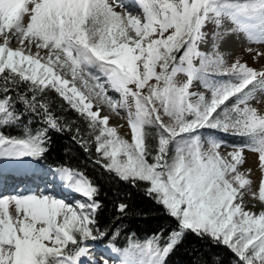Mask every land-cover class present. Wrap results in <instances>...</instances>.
<instances>
[{
  "label": "snow or ice",
  "instance_id": "1",
  "mask_svg": "<svg viewBox=\"0 0 264 264\" xmlns=\"http://www.w3.org/2000/svg\"><path fill=\"white\" fill-rule=\"evenodd\" d=\"M130 3L0 0V129L23 125L20 136L0 131V162L39 161L48 151L49 132L69 131L90 158L94 149V164L143 186L175 224L167 237L163 229L143 242L129 237L123 249L112 242L117 231L105 246L115 254L113 264H166L188 235L226 247L236 264H264V179L261 208H249L245 195L255 199L257 192L240 170L245 152L258 154L264 170V109L250 103H261L264 71L239 61L227 66L215 43L211 54L200 50L207 26L219 28L224 18L249 42L264 41V0ZM195 81L210 99L191 91ZM49 93L78 115L85 134L55 115ZM102 107L126 113L130 140L109 126ZM205 129L242 143L226 144ZM32 177L46 190L17 185L18 191L0 195V264H97L88 242L108 236L96 219L98 188L66 166ZM57 185L86 199L60 198L52 194ZM126 208L120 204L118 212Z\"/></svg>",
  "mask_w": 264,
  "mask_h": 264
},
{
  "label": "trees",
  "instance_id": "2",
  "mask_svg": "<svg viewBox=\"0 0 264 264\" xmlns=\"http://www.w3.org/2000/svg\"><path fill=\"white\" fill-rule=\"evenodd\" d=\"M52 101L51 108L57 117L64 122L72 124L73 131L79 127L82 134L86 133V126L78 115L67 110L65 104L56 97L55 93H49ZM18 109L22 106L18 105ZM24 123H27L25 118ZM39 122L34 120L31 128L35 130ZM5 135H23V125L0 129ZM150 131H154L151 130ZM51 137L48 151L39 161H28V168L43 170L55 169L59 166H66L83 172L98 188V195L95 197L100 204L97 213V223L101 231H107L108 236L103 240L89 241L90 246H98L109 243L113 234L117 231L119 236L112 241L117 248L123 249L128 244V238L143 242L146 238L164 230V237H167L175 222L166 216L162 207L149 198L141 187H133L131 184L116 179L105 172L99 165L94 164L95 152L92 157L86 153L73 139V132L50 131ZM223 138L228 144L242 143L237 137L231 135H216ZM120 204L127 205L125 213L118 212ZM237 258L224 246H214L209 242L200 240L193 235L186 236L182 242L167 256L166 264H236Z\"/></svg>",
  "mask_w": 264,
  "mask_h": 264
},
{
  "label": "rangeland",
  "instance_id": "3",
  "mask_svg": "<svg viewBox=\"0 0 264 264\" xmlns=\"http://www.w3.org/2000/svg\"><path fill=\"white\" fill-rule=\"evenodd\" d=\"M122 2H125V5H127L129 8L132 7L130 0H122ZM109 3H112V0H109ZM114 8L115 11H117L118 13L122 11L120 7H117L115 5ZM234 28L235 26L227 18H224V20L222 21V25L219 28H217L215 25H208L206 28V32L208 33L207 44L202 45L200 50L211 54L213 43H215V45L217 46L216 50L220 55H222V57L227 63V66L230 67L232 63L239 61V63H242L245 66L252 68L253 70H256L258 72L264 71V41L249 42L246 34H244L243 32L234 31ZM185 79L186 78L182 74L178 76V80L180 81H183ZM218 79H226V77H218ZM191 91L203 94L207 99H210L211 97V93L208 92L198 81H195L193 83V85L191 86ZM110 94L116 99L119 98V94L117 93L110 92ZM258 95L261 100V103L258 104L255 100L251 101L250 103L252 107L256 108L259 111L264 109V95ZM103 108L107 110L110 114H112L121 123V128L118 130V134L130 140V130L127 127L126 113L121 110V115L118 116L111 113L110 110L106 107ZM165 122H167L166 117ZM202 131L205 135H212L214 138H217L216 135L218 136L223 134L207 129ZM223 135L231 136L230 134ZM231 150V148H223L221 149V152L226 153ZM248 154L252 153L245 152V158L248 157ZM26 163L24 165H18L16 162H0L3 168L0 170V195H9L18 191L19 189L17 188V185H19V187L24 190H46L44 189L43 182L40 179L34 178L38 182L37 185L33 184L32 178L29 179V177H32V173H30V170L27 168ZM48 170L49 169H43L41 171ZM240 170L242 172H245L246 179H249L252 175L249 171H247L249 170V167L245 163L240 166ZM41 171L34 172L37 176H39L41 174ZM27 173H30L31 175ZM262 179H264V171L263 174L259 176L257 180H255V183H250L251 188L257 192V196L255 199H253L250 194L246 193L245 203L248 205L249 208H252L253 205H255L256 210H259L261 208L260 202L258 201V187ZM21 184L23 185L21 186ZM51 188L52 186L48 185V189ZM52 194L68 200L72 199V195H75L76 198L80 200L86 199L84 197H80L78 194H69L65 192L62 188L59 187V185H57L56 189L53 191ZM107 244L108 243L98 246H90L91 254L97 261V264H103L104 259H107L109 261V264H113L115 254L111 253L110 249L106 250L105 246Z\"/></svg>",
  "mask_w": 264,
  "mask_h": 264
},
{
  "label": "bare ground",
  "instance_id": "4",
  "mask_svg": "<svg viewBox=\"0 0 264 264\" xmlns=\"http://www.w3.org/2000/svg\"><path fill=\"white\" fill-rule=\"evenodd\" d=\"M127 1H129V0H127ZM123 3L125 4V2H123ZM100 114H101V116H105V115L109 116V119H110V125L109 126L117 127V131L121 128V123L112 114H110L107 110H105L103 107L101 108ZM245 159H246L245 164L249 167V169H251L250 173L252 175L250 176L249 180H250V183L253 184V183H255V180H257L258 177L263 174L264 170H261L259 168V165L257 162L258 154H254V153L248 154V157ZM1 169H3V168H2V165L0 164V170ZM0 173H1V171H0ZM16 174H18V173H16Z\"/></svg>",
  "mask_w": 264,
  "mask_h": 264
}]
</instances>
